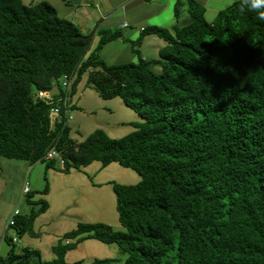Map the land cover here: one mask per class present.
Segmentation results:
<instances>
[{"label":"trees","instance_id":"1","mask_svg":"<svg viewBox=\"0 0 264 264\" xmlns=\"http://www.w3.org/2000/svg\"><path fill=\"white\" fill-rule=\"evenodd\" d=\"M183 7L187 23L148 26L138 37L136 45L149 34L164 41L156 59L108 64L98 52L119 30L97 29L90 50L93 31H81L51 3L0 0V155L62 171L116 162L140 176L112 185L122 230L79 222L47 262L28 247L16 252L8 235L0 264H65L66 252L86 238L115 243L126 254L120 264H264V21L241 12L240 0L212 21L196 0H176L175 20ZM83 76L143 121L121 137L94 130L77 143L65 110ZM54 87L52 103L38 97ZM53 147L63 164L44 159ZM23 194L32 202L31 190ZM36 203L11 215L18 239L37 236L34 221L48 203Z\"/></svg>","mask_w":264,"mask_h":264},{"label":"rangeland","instance_id":"2","mask_svg":"<svg viewBox=\"0 0 264 264\" xmlns=\"http://www.w3.org/2000/svg\"><path fill=\"white\" fill-rule=\"evenodd\" d=\"M181 20L182 17L180 24L188 22L187 17L185 23ZM136 41H117V47L111 46L98 53L108 64L137 61L140 52H136L139 47ZM141 57L146 58L144 51ZM154 70L158 71L159 67L155 66ZM54 89L58 90L57 87ZM71 101L73 106L69 105L68 115L72 118L66 120V125L70 136L77 143L94 130H103L109 137H121L133 131L135 125L143 121V118L126 106L119 97H100L92 86L86 84V76L76 85L70 103ZM50 117L53 120L57 118L53 113H50ZM41 163L45 165V162ZM39 166L38 162L30 164L26 160L0 155L1 256H6V249L10 248L1 237L4 225H8L14 210L25 213L32 207L36 208L38 199L45 200L48 208L37 216L41 221L37 217L34 221L37 236L24 234L18 243H15V250L19 252L24 247L37 250L41 261L47 262L57 258L53 247L58 245L59 241L64 243V234L76 228L79 222L104 223L110 225L113 230L123 229L118 219L112 185L137 183L140 176L134 170L116 162L102 166L100 161L67 171L60 170L58 164L55 167L44 166L42 170H38ZM35 181L38 184L34 185ZM26 182L33 194L30 198L32 202H28V195L22 192ZM46 183L48 192L42 194L40 191ZM7 232L11 233L12 228L8 227ZM125 255L115 243L106 244L94 238H86L67 251L64 260L65 264H92L94 259L109 258L115 260L112 264H120Z\"/></svg>","mask_w":264,"mask_h":264},{"label":"crops","instance_id":"3","mask_svg":"<svg viewBox=\"0 0 264 264\" xmlns=\"http://www.w3.org/2000/svg\"><path fill=\"white\" fill-rule=\"evenodd\" d=\"M27 2H38L42 0H26ZM51 3L58 14L72 21L83 32L93 31L90 50L94 49L99 40L97 29L106 28L110 30H119L121 36L114 41L107 43L101 50L108 47H117V41L132 42L138 39L142 30L148 26H159L170 29L177 22L180 25L181 20L186 22L187 12L183 7L179 17L175 20L174 6L176 0H44ZM205 8V18L212 21L219 10L226 8L236 0H196ZM185 16V17H184ZM126 22L128 26L121 28V24ZM164 45V41L156 35H145L138 47L140 56L144 55L149 59L158 57L159 49ZM145 58V59H146ZM48 94L54 98L58 90L53 89ZM92 133V132H91ZM38 170H42L45 165L41 162ZM38 176V172L36 173ZM37 179V178H36ZM38 184L35 181L34 185ZM39 221L40 217H37ZM8 225H4L1 237L7 232ZM10 228V227H9ZM18 243V242H16ZM10 248L6 249V254ZM123 261V260H122ZM121 261V262H122Z\"/></svg>","mask_w":264,"mask_h":264},{"label":"built area","instance_id":"4","mask_svg":"<svg viewBox=\"0 0 264 264\" xmlns=\"http://www.w3.org/2000/svg\"><path fill=\"white\" fill-rule=\"evenodd\" d=\"M125 25H126V23L123 24V26H125ZM63 78H64V79H63V81H62V86H63V88L68 89V86H69V84H70V81H69V79H68V77H67L66 75H64ZM38 97L44 99V100L47 101V102H51V103H52L53 100H54V99L48 94V92H39V93H38ZM66 99H67V97L64 96V97H63V100H64V102H65V105H66ZM59 100H61V99H58V101H59ZM59 112H60V107H59V106H54V107H52L51 110H50V113H53V114H55L56 116L59 114ZM65 114L67 115L68 119H71V118H72L71 115H68V110H65ZM44 159H56V160L59 161L60 164H63V160H62V158L60 157V153H59V151H57V149H56L55 147H53V148H51V149H49V150L47 151L46 155L44 156ZM29 190H30V185L26 182V183L23 185V187H22V192H23V193H27ZM15 213H17V211H15ZM13 224H14V221H13L12 218H10V219L8 220V226L10 227V226H12ZM11 237H12V241H13V242H18V241H19V239L17 238V236H16V234H15L14 232H12Z\"/></svg>","mask_w":264,"mask_h":264},{"label":"clouds","instance_id":"5","mask_svg":"<svg viewBox=\"0 0 264 264\" xmlns=\"http://www.w3.org/2000/svg\"><path fill=\"white\" fill-rule=\"evenodd\" d=\"M240 11L255 13L258 21H264V0H240Z\"/></svg>","mask_w":264,"mask_h":264}]
</instances>
